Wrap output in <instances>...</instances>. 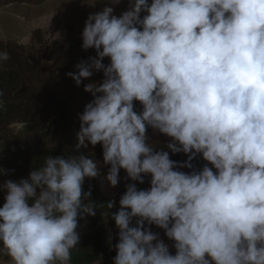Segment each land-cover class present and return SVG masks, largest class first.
I'll return each instance as SVG.
<instances>
[{
  "label": "clouds",
  "instance_id": "9594fccd",
  "mask_svg": "<svg viewBox=\"0 0 264 264\" xmlns=\"http://www.w3.org/2000/svg\"><path fill=\"white\" fill-rule=\"evenodd\" d=\"M81 39L95 56L66 75L77 86L94 71L103 79L84 86L92 99L76 147L101 146L110 186L120 170L130 181L110 214L112 264H264V0H129L119 17L113 6L89 14ZM149 129L170 138L167 150ZM197 155L200 170H177ZM96 175L84 154L48 155L27 178L0 184V256L70 264L79 222L103 207L83 188ZM145 176L148 189H138Z\"/></svg>",
  "mask_w": 264,
  "mask_h": 264
},
{
  "label": "trees",
  "instance_id": "16d2710c",
  "mask_svg": "<svg viewBox=\"0 0 264 264\" xmlns=\"http://www.w3.org/2000/svg\"><path fill=\"white\" fill-rule=\"evenodd\" d=\"M44 1L0 0V8L16 3L38 5ZM5 50L10 59L0 62V168L8 174H0V184L5 180L27 178L29 172L41 166L48 155L84 154L83 148L76 147L78 117L92 99L84 86L103 79L102 71H94L77 86L66 75L77 73L78 64L95 56L93 49L82 48V39L70 27L62 40L47 42L36 30L28 46L0 41V51ZM19 121H28V124L18 131L13 125ZM149 181H144L138 189H148ZM83 188L91 190V198L103 207L96 209L94 217H85L79 224L89 222L93 227L99 224L104 229L107 225H114L110 214L118 210V201L123 193L104 197L95 177L85 178ZM4 195L0 191V206L4 203ZM109 203L113 204L112 208L107 207ZM96 233L102 237L105 235V231ZM0 258L9 259L6 256ZM99 260L103 264H112L99 247L79 242L72 252L70 264H93Z\"/></svg>",
  "mask_w": 264,
  "mask_h": 264
},
{
  "label": "rangeland",
  "instance_id": "374dc122",
  "mask_svg": "<svg viewBox=\"0 0 264 264\" xmlns=\"http://www.w3.org/2000/svg\"><path fill=\"white\" fill-rule=\"evenodd\" d=\"M110 0H45L38 5L34 4H11L0 8V41H12L19 45L28 46L30 44L32 33L39 30L45 41L62 40L67 28L74 30L78 38H81L84 22L89 14L102 11L105 6H113V15L119 17L120 14L129 8V0H119L118 4L110 5ZM143 15V14H142ZM49 22V23H48ZM48 25V26H47ZM104 60L108 61L107 58ZM141 105L134 102V110L139 112ZM149 142L155 145L156 150H167L164 146L170 141L169 137L158 132L148 130ZM82 151L86 156L96 164L97 175L95 176L96 184L104 197H114L124 193L126 185L130 182L124 170H120L118 183L116 186H110L106 179L109 166L105 165L102 160V148L97 144L94 148L88 146ZM170 159L183 163L187 156L183 153H169ZM192 169L180 168L177 170L191 172L200 170L207 162L197 155L191 162ZM210 166V165H209ZM150 180V176H145L144 181ZM134 183V182H133ZM141 184H137L139 188ZM150 230L158 233L160 238L169 244L171 254L175 253L171 247L172 242L164 235V231L151 225ZM77 231L80 233V242L86 243L93 248L99 247L106 259L113 261L116 254L114 245L117 243V232L114 225H107L106 228L97 225L93 227L89 222L79 224ZM96 231H105V235L99 236ZM0 264H10L9 259H1ZM99 264V262L93 263ZM100 264H103L100 261Z\"/></svg>",
  "mask_w": 264,
  "mask_h": 264
}]
</instances>
